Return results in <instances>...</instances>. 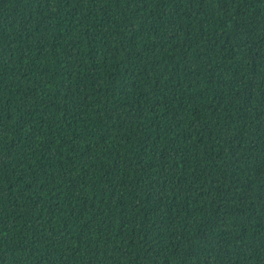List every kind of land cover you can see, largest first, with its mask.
<instances>
[{
    "label": "trees",
    "instance_id": "trees-1",
    "mask_svg": "<svg viewBox=\"0 0 264 264\" xmlns=\"http://www.w3.org/2000/svg\"><path fill=\"white\" fill-rule=\"evenodd\" d=\"M0 264H264V0H0Z\"/></svg>",
    "mask_w": 264,
    "mask_h": 264
}]
</instances>
